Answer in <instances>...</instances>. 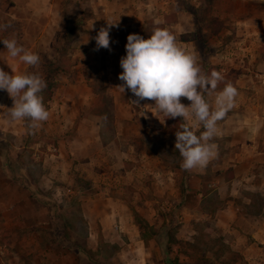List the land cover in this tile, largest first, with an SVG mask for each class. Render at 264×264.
I'll use <instances>...</instances> for the list:
<instances>
[{
    "label": "rangeland",
    "instance_id": "obj_1",
    "mask_svg": "<svg viewBox=\"0 0 264 264\" xmlns=\"http://www.w3.org/2000/svg\"><path fill=\"white\" fill-rule=\"evenodd\" d=\"M245 1L0 0V68L9 74L35 70L9 56L5 39L16 38L39 54L38 70L47 82L41 95L50 113L31 129L11 118L13 100L0 90V264H70L72 247L81 250L74 264H264V186L245 190L254 216L216 224L214 212L224 199L208 183L218 173L208 172L215 178L200 182L204 172L184 170L175 149V132L185 122L158 114L154 101L137 106L130 91L118 88L125 31L147 39L161 27L195 52L199 64L202 49L180 38L197 32L210 49L205 62L224 77L205 94L213 109L219 88L231 82L238 90L240 75L257 89L238 93L232 109L242 96L261 100L264 25L251 21L264 15V1ZM107 22H117L111 50H96L94 38ZM5 24L11 26L5 30ZM92 111H101L100 129L88 132L90 121H81ZM120 114L128 118L118 119ZM184 120L197 135L204 130L194 117ZM221 122L215 137L229 138L232 122ZM78 140H90L89 148ZM116 215L128 233L115 232Z\"/></svg>",
    "mask_w": 264,
    "mask_h": 264
},
{
    "label": "clouds",
    "instance_id": "obj_2",
    "mask_svg": "<svg viewBox=\"0 0 264 264\" xmlns=\"http://www.w3.org/2000/svg\"><path fill=\"white\" fill-rule=\"evenodd\" d=\"M10 26L3 25L5 30ZM116 26L117 22H107V26L99 29L94 38L96 50H111L110 30ZM2 42L10 57H18L20 62L35 69L9 74L0 68V90L6 91L13 100L10 116L13 120L28 122L31 129L38 128L50 115L41 95L47 87L46 79L38 70L41 57L16 38ZM125 52L119 61L122 72L118 78L123 82L118 86L121 93L130 91L136 97L132 102L137 106L145 100L154 101L152 106L166 118L194 117L204 130L197 135L191 127L182 126V130L175 132V149L182 157L184 170L205 168L218 154V146L213 142L217 123L234 107L237 88L231 82L226 83L216 93L213 109L205 94L210 89L215 91L224 77L215 69L210 74L205 73L197 54L179 46L175 35L167 28L156 27L147 39L129 34ZM181 97L187 98L190 105L181 103Z\"/></svg>",
    "mask_w": 264,
    "mask_h": 264
},
{
    "label": "crops",
    "instance_id": "obj_3",
    "mask_svg": "<svg viewBox=\"0 0 264 264\" xmlns=\"http://www.w3.org/2000/svg\"><path fill=\"white\" fill-rule=\"evenodd\" d=\"M259 1L263 2L264 0ZM256 11H258V9H256ZM254 21L255 23L259 22V24L264 25V15H255L253 17V21H251V24ZM249 22L250 21H247L246 23ZM244 77L245 75H240L235 81V84L239 86L238 93L246 92L247 95H252V92L248 91V89L251 87V85H253V88L257 89V85H255L248 79H244ZM97 95L98 94L96 93V96ZM118 101L119 104H122L121 100L117 98L113 102L117 104ZM254 104L258 105V107H256L255 109L252 108ZM236 105L237 107L235 109H232L231 112L227 114L223 120H221V123L223 125L227 120H231L232 123L229 124L230 126H232L233 131L229 132L230 137L225 138L222 135V137H214L213 142L218 146V154L215 158L210 160L205 168L200 169V171L204 172L205 175V178H202L205 180H202L200 182L206 183L208 182V178L216 177L215 179L211 180L212 183H208V185L212 187L211 191H217L220 199H224V203L222 204V206H220L214 212L216 224H222V226L231 223L233 219H235L236 217L239 218L240 215L254 216L255 213H257L254 210V202L251 201L250 198L245 196L247 192L245 190L252 192L260 189L261 186H264L262 184L264 183V97L261 100L257 97H254L252 103L248 101V99H246L244 96H242L241 100L238 99L236 101ZM60 108L63 114L62 118H64L65 115L62 110L67 107L61 104ZM100 115L101 113L99 111H92L84 115L81 123L85 122L87 125L88 120L90 121V123H88V125L86 126V131L92 132L94 129H100ZM74 116L75 112H73V117ZM126 116L127 115L120 114L118 116V119L128 118V116ZM234 118L235 120H232ZM183 121L186 124V121L184 119ZM187 126L191 127L190 125ZM82 127H84V124L82 125ZM86 131L82 132L84 133ZM75 137V135H71L72 139L69 138L68 141L72 142ZM61 141L64 143L63 140ZM77 142H80L84 145L85 143L91 141L78 140ZM224 142H228L227 144H229V146L226 147L225 150L223 149L224 147H222V143ZM87 144L89 148L90 143ZM90 168L94 169L95 166L90 165ZM212 171L217 172L218 174H216L215 177L210 175L211 173L208 174V172ZM98 175H100V172ZM226 194L229 195L227 199H225ZM27 199H29L28 196ZM28 202L32 207L35 208L32 201L29 200ZM116 216L119 217V220L118 223L115 224V232H121L123 234L128 233V226L120 221V217L122 216ZM36 223L37 221H35L34 224ZM88 234L91 235L92 231ZM98 234L99 232L96 231L95 235L98 236ZM70 249L73 256L70 257L69 261L70 264H74V255H76L77 257L81 256V250L78 247H72ZM66 251L69 252V249H67ZM31 262L34 263L35 260H32Z\"/></svg>",
    "mask_w": 264,
    "mask_h": 264
},
{
    "label": "trees",
    "instance_id": "obj_4",
    "mask_svg": "<svg viewBox=\"0 0 264 264\" xmlns=\"http://www.w3.org/2000/svg\"><path fill=\"white\" fill-rule=\"evenodd\" d=\"M194 10V9H193ZM191 13H193V12H191ZM132 30V28H128L125 32H127V34L129 35L131 32H135V30L134 31H131ZM119 31V30H118ZM119 38V37H118ZM201 39H203L202 37H201V35H199L197 32H196V34H194L193 36H187L186 38H184V39H181L180 38V41H186V42H188V41H191V40H194L196 43H197V45H198V47H200V49H202V53H201V55H200V57H201V62H200V66L202 67V70L205 72V73H209L210 74V72L213 70V69H215V67H214V65H211V64H208V63H206L205 62V58L207 57V55L210 53V49L209 48H207L205 45H204V42L201 40ZM222 88L224 87V86H221ZM45 98H46V102L50 99V97H49V95L48 96H45ZM44 98V99H45ZM45 100H43V102H44ZM101 112V111H100ZM179 118V117H178ZM176 119V118H175ZM180 120H181V123H182V120L183 119H181V118H179ZM184 123V122H183ZM185 126H187L186 124H184ZM183 125V126H184Z\"/></svg>",
    "mask_w": 264,
    "mask_h": 264
},
{
    "label": "built area",
    "instance_id": "obj_5",
    "mask_svg": "<svg viewBox=\"0 0 264 264\" xmlns=\"http://www.w3.org/2000/svg\"><path fill=\"white\" fill-rule=\"evenodd\" d=\"M261 83L264 85V75L261 77Z\"/></svg>",
    "mask_w": 264,
    "mask_h": 264
}]
</instances>
